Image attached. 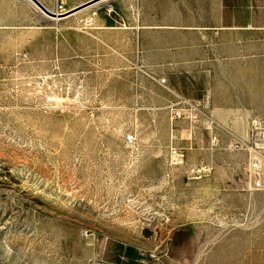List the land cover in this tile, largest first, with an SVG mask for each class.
I'll use <instances>...</instances> for the list:
<instances>
[{
  "label": "rangeland",
  "instance_id": "1",
  "mask_svg": "<svg viewBox=\"0 0 264 264\" xmlns=\"http://www.w3.org/2000/svg\"><path fill=\"white\" fill-rule=\"evenodd\" d=\"M197 23L212 61L194 60ZM260 51L264 0H110L60 20L0 0V264H264V188L231 146L259 144ZM208 91L216 147L171 116Z\"/></svg>",
  "mask_w": 264,
  "mask_h": 264
},
{
  "label": "built area",
  "instance_id": "2",
  "mask_svg": "<svg viewBox=\"0 0 264 264\" xmlns=\"http://www.w3.org/2000/svg\"><path fill=\"white\" fill-rule=\"evenodd\" d=\"M51 2V10H49L45 4L43 5L47 7L49 11L58 15L67 13L72 9L68 6V0H51ZM160 82L166 83V80L162 79ZM211 102L212 96L209 92H206L201 98L196 99L181 97L173 106L171 116L172 120L183 119L195 125H199L200 123L205 124V129L209 132L210 144L216 147L220 144V137L217 132L218 124L211 115ZM249 125L251 137L254 134L259 135V144L255 143L254 148L250 139L245 140L242 136H234V141L231 146L234 150H245L250 153L249 168L251 172V184L255 190H261L264 188V178L262 177L264 170V118H252L249 121ZM135 141L136 138L134 134H129L125 137L126 143L132 144ZM169 155L171 164L174 166L182 165L185 161V153L180 148L172 147Z\"/></svg>",
  "mask_w": 264,
  "mask_h": 264
},
{
  "label": "crops",
  "instance_id": "3",
  "mask_svg": "<svg viewBox=\"0 0 264 264\" xmlns=\"http://www.w3.org/2000/svg\"><path fill=\"white\" fill-rule=\"evenodd\" d=\"M85 1H87V0H77V1H75V3H73V4H70V1L68 0V6H70L71 8H75V7H77V6H79V5H81V4H83V2H85ZM189 28L191 29V30H195L196 31V34H200L201 36V38L202 39H205L206 41V50H207V52H206V54H205V57L203 56V57H197L196 59H194L196 62H200L201 60H206L207 62H209V61H212L213 60V56L211 55V53H210V39H207L210 35H209V33L207 32V31H209V30H212V29H214L211 25H208V24H202V23H197V24H194V25H190L189 26ZM220 34V32H216V36L217 35H219ZM260 40H263V39H260ZM261 43H262V41H261ZM236 45H235V48L238 50L239 49V47H240V45H239V43H235ZM263 51L261 52L260 51V53H259V57H260V59H262L263 58ZM233 59H235V60H240L241 59V55H240V53L239 52H236L235 53V55H232L231 56ZM227 58H230V56L229 57H227ZM208 73L210 72V69H209V66H208V68H207V70H206ZM209 92V91H208ZM210 93V92H209ZM211 94V93H210ZM211 107H212V105H211ZM214 107H215V109H214V113H217V115L219 114L220 116H222L223 117V119H222V121H224L225 120V122H227L229 119H232L231 117H233L234 116V114H236L235 112L236 111H234V110H232V109H229V108H227V109H223V108H221L220 106H218L217 104L216 105H214Z\"/></svg>",
  "mask_w": 264,
  "mask_h": 264
},
{
  "label": "water",
  "instance_id": "4",
  "mask_svg": "<svg viewBox=\"0 0 264 264\" xmlns=\"http://www.w3.org/2000/svg\"><path fill=\"white\" fill-rule=\"evenodd\" d=\"M36 6H38L46 15L48 16H53V17H56V16H60V17H65V16H68V15H71L72 13L76 12V11H79L89 5H92L94 3H96L97 1L99 0H88L86 2H84L83 4L71 9L70 11H68L67 13H64V14H60V15H57L56 13H53L51 11H49L39 0H31Z\"/></svg>",
  "mask_w": 264,
  "mask_h": 264
},
{
  "label": "bare ground",
  "instance_id": "5",
  "mask_svg": "<svg viewBox=\"0 0 264 264\" xmlns=\"http://www.w3.org/2000/svg\"><path fill=\"white\" fill-rule=\"evenodd\" d=\"M31 1V0H30ZM108 1H110V0H99V1H97L96 3H94V4H92V5H89V6H87V7H85V8H83V9H81V10H79V11H76V12H74V13H72L71 15H68V16H72V15H74V14H77L78 12H83V11H85V10H88V9H91V8H95V7H97V6H99V5H101V4H103V3H105V2H108ZM33 2L31 1V4H32ZM34 4V3H33ZM35 5V4H34ZM36 6V5H35ZM38 7V6H37ZM39 8V7H38ZM47 8V7H46ZM40 9V8H39ZM41 10V9H40ZM45 14V13H44ZM58 15V14H57ZM60 15V14H59ZM48 16V15H47ZM68 16H65V17H60V16H56V17H51L50 16V18L51 19H54V20H60V19H63V18H67Z\"/></svg>",
  "mask_w": 264,
  "mask_h": 264
}]
</instances>
